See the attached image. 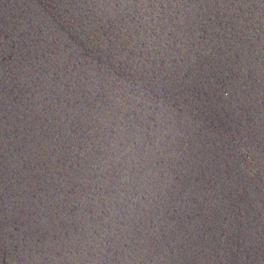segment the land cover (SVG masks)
<instances>
[{"label":"water","instance_id":"1","mask_svg":"<svg viewBox=\"0 0 264 264\" xmlns=\"http://www.w3.org/2000/svg\"><path fill=\"white\" fill-rule=\"evenodd\" d=\"M0 264H264V0H0Z\"/></svg>","mask_w":264,"mask_h":264}]
</instances>
